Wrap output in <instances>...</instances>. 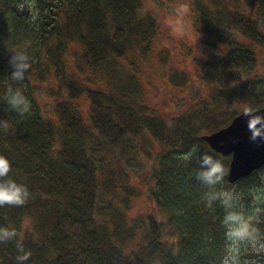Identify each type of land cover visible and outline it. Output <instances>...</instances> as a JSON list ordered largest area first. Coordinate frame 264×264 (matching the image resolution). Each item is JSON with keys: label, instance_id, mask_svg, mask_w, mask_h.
Returning <instances> with one entry per match:
<instances>
[{"label": "trees", "instance_id": "16d2710c", "mask_svg": "<svg viewBox=\"0 0 264 264\" xmlns=\"http://www.w3.org/2000/svg\"><path fill=\"white\" fill-rule=\"evenodd\" d=\"M190 6L205 48L192 78L167 64L166 51H152L159 25L144 0H0V156L30 193L24 205L0 206V227L17 232L0 241V264H19L21 247L30 254L23 264H221L228 210L207 203L197 172L201 154L226 169L229 155L200 136L226 125L244 93L250 109L264 104V0ZM10 46L32 56L23 81L11 79ZM149 62L167 86L208 84L207 92L190 90L188 105L172 109L148 103L154 84L141 76ZM38 82L50 91L52 117L37 100ZM9 87L30 101L28 113L6 105ZM139 169L143 190L133 181ZM253 189L264 233V163L216 186L232 196ZM142 191L145 223L131 217ZM241 252V264H264V252Z\"/></svg>", "mask_w": 264, "mask_h": 264}, {"label": "rangeland", "instance_id": "374dc122", "mask_svg": "<svg viewBox=\"0 0 264 264\" xmlns=\"http://www.w3.org/2000/svg\"><path fill=\"white\" fill-rule=\"evenodd\" d=\"M144 5L152 11L159 25L158 32L152 43V51L156 50V53L158 50L166 51L168 53L167 64L169 66L184 70L190 78L197 76L199 73L195 60L203 57L205 48L201 45L200 37L193 23L194 14L191 10L190 0H144ZM153 58L148 61L153 62ZM151 62L146 63V67L143 66L144 72L141 76L142 81L149 80L154 84V87L149 83L146 85L147 92L145 100L148 103L162 108L172 109L171 107H173L172 105L176 101L181 102L183 105H188L190 90L197 91L199 94L207 92L208 84L201 85L199 83L198 86L190 84V87L167 86L162 80H160L161 82L159 81L157 74L150 75L148 71H152L150 66ZM258 78V83L264 84V66ZM192 80L195 81L194 79ZM35 85L37 87V100L43 113L52 117L53 109L50 91L47 90L46 84L38 82ZM253 102V96L244 93L235 103V106L239 110H249ZM146 177L147 173L139 169L134 173L133 181L143 190L148 182ZM255 190H251L252 193L249 191L247 193L237 192L233 196V210H239L246 216H251L254 225L256 220L255 202L253 201V198H256ZM144 191L141 192L142 196L134 197L131 202V217L135 219L141 218L143 223L146 222L145 212L148 210ZM126 248H128V244H126Z\"/></svg>", "mask_w": 264, "mask_h": 264}, {"label": "clouds", "instance_id": "9594fccd", "mask_svg": "<svg viewBox=\"0 0 264 264\" xmlns=\"http://www.w3.org/2000/svg\"><path fill=\"white\" fill-rule=\"evenodd\" d=\"M9 51L13 53L10 59L14 69L11 73V79L23 81L26 73L31 69L32 56L28 51L17 47L10 46ZM4 101L12 111L20 116L28 113L31 107L30 101L20 88L9 87L4 96ZM197 151L198 149L193 147L182 158L188 160ZM199 163L197 178L209 189L204 193V199L208 204L219 200L228 210L223 220L227 244L221 264H241L240 252L242 247L264 252V233L252 223V217L246 216L239 210H233V196L230 192L216 190V186L222 184L227 175L224 164L207 153L201 154ZM9 172V160L0 156V206L24 205L29 199V190L24 184L9 178ZM16 237L17 232L14 229L9 230L6 227H0V241H10ZM19 252L21 254L17 256V260L19 264H23L30 254L22 247L19 248Z\"/></svg>", "mask_w": 264, "mask_h": 264}, {"label": "water", "instance_id": "95a60500", "mask_svg": "<svg viewBox=\"0 0 264 264\" xmlns=\"http://www.w3.org/2000/svg\"><path fill=\"white\" fill-rule=\"evenodd\" d=\"M264 104L240 110L230 121L201 138L221 155H229L226 179L242 178L264 163ZM259 121V122H258Z\"/></svg>", "mask_w": 264, "mask_h": 264}]
</instances>
